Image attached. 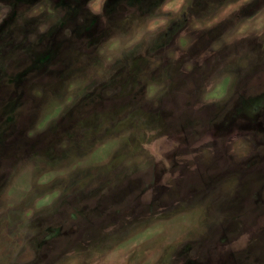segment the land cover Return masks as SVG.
Listing matches in <instances>:
<instances>
[{"label":"rangeland","instance_id":"1","mask_svg":"<svg viewBox=\"0 0 264 264\" xmlns=\"http://www.w3.org/2000/svg\"><path fill=\"white\" fill-rule=\"evenodd\" d=\"M92 2L0 0V264H60L69 252L78 264H129L137 254L139 264H264V40L201 63L226 26L189 29L195 43L183 52L179 32L212 2L193 0L189 17L105 64L100 48L131 36L161 0H102L100 13ZM38 5L44 11L29 15ZM262 6L254 0L242 14ZM225 73L234 78L229 95L204 103ZM149 84L162 94L149 99ZM69 95L73 103L29 136ZM163 136L158 150L179 144L163 153L170 168L144 147ZM236 140L246 148L234 153ZM47 173L56 175L40 183ZM130 241L129 260L108 259Z\"/></svg>","mask_w":264,"mask_h":264},{"label":"clouds","instance_id":"2","mask_svg":"<svg viewBox=\"0 0 264 264\" xmlns=\"http://www.w3.org/2000/svg\"><path fill=\"white\" fill-rule=\"evenodd\" d=\"M254 3V0H212L209 4L208 9L202 12L199 16L191 15L189 17V9L193 6V0H161V3L154 9V11L144 18L142 23H139L135 28L134 33L128 37L114 36L107 43L100 48L99 53L101 56L106 57L105 64H111L114 59L119 58L120 51L122 49H129L132 46L138 44L142 40H150L154 38L160 32H167L173 23L182 21L185 17H189L190 24L188 28L179 32L175 44L187 52V50L195 43V39L189 38V29L192 32H206L213 29L220 28L221 25H225L224 29L219 32L217 38L211 43L210 48L200 53L199 61L202 63L205 57L212 56L214 53L220 52L226 46H232L233 44L245 41L253 36L264 40V6L254 11L251 15L242 14L243 9ZM102 0H93L89 4V7L94 13H100ZM45 5H38L29 15H36L44 11ZM51 12V9H48ZM48 25H42L39 29L40 32L46 31ZM35 39V37H32ZM182 55L181 51H169L168 56L173 60H179ZM229 60L233 57H229ZM156 63H160L159 60ZM155 66V65H154ZM186 69L191 71L193 65L191 62L186 64ZM223 67V65H222ZM103 75V69L98 73ZM233 76L225 73L224 75L216 78L213 84H210L206 89V94L203 96L204 103H211L214 101L225 99L229 95V89L233 83ZM85 81L84 83H86ZM77 87L76 83L69 85V91L71 92ZM163 85L149 84L147 97L152 99L157 93L162 94ZM37 96H40L39 91L36 92ZM73 103V97L69 95L63 104H60L55 108L54 111H45L41 113L40 118L36 124L35 130L28 133L29 136H33L35 132L44 131L49 124L59 116L63 111L65 105H71ZM199 107V105H197ZM154 133H149L153 135ZM167 136H163L160 140L155 141L153 144H145L144 147L150 148L151 154L155 157L156 161H163L166 168H170V161L164 158L163 153L171 151L173 148L178 147L179 144L173 141L169 146L158 150L157 146L164 140H167ZM206 139H211L208 137ZM67 147V145H62ZM193 147H199V144L193 145ZM241 147L246 148V145L242 141L236 140L235 146L232 148V152H238ZM211 150H206V154ZM245 152H239V155H246ZM184 159L191 160L192 157H184ZM76 165H73V169ZM195 165H193V168ZM64 173H60L63 175ZM55 173H47L41 179L40 183H44L53 178ZM168 179L167 174L165 180ZM16 192L15 185L6 189L5 195L12 197ZM59 195V192H54L49 196H45L36 203V209L39 210L44 205H48L52 200ZM27 216L32 215V210L26 213ZM242 239L246 240L247 236ZM137 242L130 241L126 242L112 251L108 259L110 261L115 260L117 257L123 255L124 260H129L132 255V249L136 248ZM69 259L63 260L60 264H78L77 260L71 259L75 255V252H69ZM151 258L146 264H152ZM140 256L136 255L134 259L129 260V264H139ZM90 264H95V261H91Z\"/></svg>","mask_w":264,"mask_h":264}]
</instances>
